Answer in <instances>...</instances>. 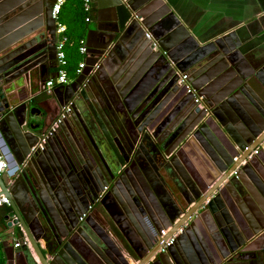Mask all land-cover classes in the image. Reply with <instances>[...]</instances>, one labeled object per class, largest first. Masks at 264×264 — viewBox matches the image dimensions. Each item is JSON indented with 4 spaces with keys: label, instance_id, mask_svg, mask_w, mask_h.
Returning <instances> with one entry per match:
<instances>
[{
    "label": "water",
    "instance_id": "95a60500",
    "mask_svg": "<svg viewBox=\"0 0 264 264\" xmlns=\"http://www.w3.org/2000/svg\"><path fill=\"white\" fill-rule=\"evenodd\" d=\"M124 1H128L131 5L130 0H115V3L111 4L112 9L118 13L120 28H124L125 25L129 28L133 25L137 26L140 38L143 39L139 49L149 56L147 63L149 65L163 63L170 52L168 51L167 55L161 51L152 52L151 47L154 46L152 44L149 48L148 44L151 43V36L158 39L155 31L158 32L161 26H165L163 24L167 25V20L157 22L149 28L143 16L135 12L136 8L131 5L128 9ZM47 2L48 0H0V134H4V129L10 134V140L15 145V151L11 149V153L20 169L26 162L25 158L30 157V160L38 163V148L42 147L46 134L47 115H35L34 110L25 103L11 105L9 93L15 91L18 85L15 82L18 79L28 78L31 69H36L39 65L40 68H44L43 64L50 61V44L56 34V25L49 10L53 4L48 6ZM121 13L126 17L120 16ZM147 33L150 38L145 36ZM231 38V36H223L209 43L208 47L211 49L217 47L209 54H185V59L181 61L187 63L185 69L180 68L179 65L172 67L168 63L166 67L160 64L161 66L156 68L158 79L154 86L156 85L158 90L161 89L159 94H163L162 90L170 92L178 90L180 94L177 97L181 95L180 104L183 108L178 116L172 117L174 114L168 105L157 118L155 130H158L159 134L167 133L162 138L164 140L168 136L166 145L155 139L154 142L145 140L146 133L141 137L143 132L140 131L137 144L140 153L135 151L132 158L141 157V153L148 150L156 171H162L164 177L158 179L152 172L149 171L150 174H147L144 170L142 178L145 175L147 180L152 179L151 187L154 189L157 186L154 192L161 196H167V188L169 190L171 188L167 184H173L176 192L185 200L186 206H190L181 220L173 226V220L169 224H164L162 220L156 223L153 215L147 214L150 208L144 201L141 203L135 199L133 203L125 196L133 217L131 219L133 226H128L126 229L131 232L133 228L136 232L130 234L131 239L126 231L124 236L133 255L130 257L123 255L113 241H105L101 236H98L97 241L82 244L71 240L55 241L57 251L51 254L49 246L45 244L47 241H42L44 248L41 246L39 239L42 233L39 231V224L35 222L37 218L35 214L27 213L29 206L27 207L25 200H22L21 193L15 194L14 185L10 184L11 170H8L6 174L0 175V196L7 198V210H10L7 218L12 219L14 223L13 226L12 223H7L6 228L16 231V236L19 235L23 240L27 239L24 241L25 244L21 245V250L26 249V246L31 248L39 264H166L163 255L176 261L179 258L183 264H227L237 260L232 259V254L247 250L245 246L254 242L252 234L258 235V231L250 235L246 233L249 229L242 220L243 217L236 213L237 209L233 211L229 195L232 190L239 192L241 185L239 175L248 177V170L257 173V166L264 175V149H259L256 155L250 156L251 151L264 138V66L259 70L250 69L248 73L238 69L232 56L237 53L236 49L241 42L234 44L230 42ZM221 42L226 43L225 47H220ZM90 54L94 55L93 52ZM99 54L103 55V53ZM211 55H216L229 64L226 70L212 79L208 78L207 74ZM89 62L85 63L87 67L74 83L64 85L66 89L72 90L74 84H81L87 74L88 78L97 79L100 66L98 65L99 67L91 72L95 66L93 65L95 59ZM88 66L92 67L87 69ZM183 72L191 73L197 82V85H194L190 80L187 81L195 94L202 97L200 102L202 108L194 103L192 94H186L184 85H177ZM156 95L155 92L152 93L151 98ZM142 100L140 99L138 103ZM18 110H21L20 116ZM220 111L224 117L220 115ZM34 120L38 123H33ZM84 125H89L85 119ZM87 131L95 133L90 127ZM93 137L97 141L96 134ZM197 145L202 151L201 149L199 151ZM246 147L248 150L244 151ZM189 148L195 149L199 159L197 163L200 164L188 160L190 162L188 167L192 172L181 160V157L186 158L185 154L189 153ZM125 153V157L130 158L131 151L126 150ZM234 158L236 161H233ZM244 160L246 161L242 164ZM24 176L27 185L35 191L37 189L35 182L30 180L25 172ZM259 177L262 178L261 174ZM138 181L142 183L143 180L138 178ZM183 190L184 193L181 192ZM136 192L138 195L139 192ZM188 196L193 198L189 199ZM35 198H37L36 193ZM141 205L145 207L147 213L142 211ZM136 207L141 215L135 211ZM220 213H227V216L221 218ZM144 217H149L151 226H146ZM18 222L22 230L17 227ZM34 222L37 224L35 227H33ZM198 223H201L211 236L218 231L222 241H200L203 250L198 249L194 252L190 248L183 247V241H177L178 246L170 245L165 252L159 251L166 240L181 226L192 228V225ZM162 230H165L164 235L161 233ZM179 244L183 246L180 247ZM3 246L8 253L6 243H3ZM205 246H208L212 256L220 254L221 260L212 259L208 252H204ZM9 251L11 253L7 256V264H12L14 248L11 247ZM63 252L66 255H63Z\"/></svg>",
    "mask_w": 264,
    "mask_h": 264
},
{
    "label": "flooded vegetation",
    "instance_id": "af4514ba",
    "mask_svg": "<svg viewBox=\"0 0 264 264\" xmlns=\"http://www.w3.org/2000/svg\"><path fill=\"white\" fill-rule=\"evenodd\" d=\"M53 2L55 0H48V6L54 4ZM52 6L49 9L50 12ZM57 40L58 37L55 34L50 44V61L48 60L43 64L45 65L44 68H40L39 65L36 69H31L28 72L29 77H33L32 74L34 73L36 81H39L38 94L51 95L50 98L42 101L48 109L44 111L43 108V113L41 111L42 104L39 105L40 100L38 101L35 96L21 102V104L29 105V108L34 110L35 115H47L46 134L42 141V147L38 148V163L30 160V157L25 158L26 162L23 168L20 169L14 162L11 153V149L15 151V145L10 140V134L5 129L4 136L0 134L3 155L7 160L8 170H11L10 184L14 185L15 194H17L16 192L21 193L22 200H25L27 207L29 206L27 213L35 214V218H37L35 222L39 224V231L42 233L39 241H47L45 244L49 246L51 251L49 253L54 254L57 251L55 241L71 240L77 244L80 242L82 244L97 241L98 236H101L105 241H113L123 255L130 257L133 252L127 244L125 245L124 241H127V239L124 233L126 231L131 239L130 234L133 231L130 232L126 227L133 226L131 221L133 217L128 200L126 201L124 198L125 196L133 203L135 199L137 202L141 201V203L144 201L150 208L148 211L151 213L143 205L140 208L142 211L148 212V215L152 214L153 216L155 214L154 201L163 211L168 223L173 220L172 226L181 220L190 206H186L185 200L176 192L172 183L167 184L171 187L170 190L167 188V196H161L157 192L153 193L151 191V189L153 191L157 190V186L154 189L151 187L150 181L152 179L150 176L151 180H147L145 175L142 178L144 170L147 171V174L152 172L158 179L164 177L162 171H156L148 150L141 153V157L132 158L135 151L140 153L137 149L140 137L138 134H140V131L143 132L141 136L143 137L146 132L142 124L136 127L134 120L131 122L128 118H125V123L117 124L114 122L113 126L109 127L110 123L102 115L97 118L94 113L91 115L87 113L91 107L90 99L93 100L94 98L95 100L99 96L102 98V94L105 92V89L95 87L97 85L94 83L95 81H92L93 78L89 77L87 81L83 80L79 85L74 84L72 90H68L64 86H54L50 90L42 88L46 78L51 73H55L57 69ZM97 67L94 66L91 72ZM189 80L190 75L187 74L186 82ZM21 82H25L24 78L18 79L15 83L19 84ZM122 84L123 82L120 85ZM120 85L116 89L112 88L114 92L109 95V98L111 101L116 98L117 104L121 106V113L131 112L133 114L136 108L132 107L140 105L138 104L140 98H131L127 94L124 95L122 89L119 88ZM177 85H180L179 82ZM90 90L92 93L89 92ZM139 90L142 91L144 88ZM52 96L54 97L53 101L51 100L53 99ZM153 100V98L147 97L141 107L145 106L146 110L153 103ZM69 102V113L57 123L62 108ZM11 105L14 104L11 103ZM18 115H21V110H18ZM119 117L122 120L123 115L120 114ZM84 119L89 125H84ZM72 122L75 124V129L70 131L68 135L65 132L67 131L66 127H69ZM33 123L38 122L34 120ZM88 127L94 129L97 141L93 137L94 134L87 131ZM155 129L151 134L146 132L145 140L154 142L155 139L166 145L168 136L164 140L162 138L167 133L159 134L158 130ZM197 147L200 151L201 148L198 145ZM126 150L131 151L130 158L125 157ZM188 151L193 155L197 154L193 148H189ZM17 157H19L18 152ZM184 157H181V160L189 164L190 162ZM257 169V173L248 170V177L239 175L241 184L239 192L232 190L229 198L233 211L237 209L236 213L243 217L242 220L249 229L246 230V233L250 235L258 231V235L252 234V239H255L254 242L245 246L246 251L232 254V259L237 260H232L233 262H227V264H264V175L259 166H257ZM24 172L30 180L35 182L37 187L35 191L27 185ZM259 174L262 178L259 177ZM138 178H142L144 182L140 183ZM136 191L139 192L138 195H136ZM181 192L184 193V190ZM35 193L37 198H35ZM141 197L143 200H141ZM150 197L153 198V201ZM188 197L189 199L193 198L192 196ZM135 211L140 214L137 207ZM9 212L7 206L0 207V229L3 232L10 231L6 228L7 223H12V226L14 224L12 219L7 218ZM219 216L225 218L227 213H220ZM144 219H147L150 223L149 217H144ZM36 223L33 224V227L37 225ZM17 224V227L22 230L20 222ZM10 234L16 236L17 232L11 230ZM173 235L172 245L178 246L177 241H183L184 246L179 244L180 247L190 248L193 252L202 249L200 241H222L218 231L213 233L212 238L201 223L192 225V228L181 226ZM205 251L212 259L221 260L220 254L215 257L212 256L208 246H205ZM42 252L45 253V251ZM62 254L66 255L64 252ZM163 258L166 264H177L178 261L179 264H183V261L179 258L177 261L167 255H163Z\"/></svg>",
    "mask_w": 264,
    "mask_h": 264
},
{
    "label": "crops",
    "instance_id": "0c3cea01",
    "mask_svg": "<svg viewBox=\"0 0 264 264\" xmlns=\"http://www.w3.org/2000/svg\"><path fill=\"white\" fill-rule=\"evenodd\" d=\"M113 2L115 3V0H94L91 2L90 21H85L86 29L84 38H82L85 40L89 53L79 60V62L84 60L87 63L90 59L89 63H91L95 59L93 65L100 66L97 79L92 81H95L97 89H105V92L102 94V98L99 96L95 100L94 98L90 99L91 107L87 113L89 115L94 113L97 118L102 115L110 123L109 127L113 126L114 122L119 124L128 118L131 122L134 120L136 127L142 124L145 128H143L144 131L149 134L156 127L157 118L168 105L174 114L172 117L178 116L183 108L180 104L181 95L179 98L177 97L180 94L178 90H174V92L162 90L163 94H159L161 89L158 90V87L154 86L158 79L156 68L160 64L166 67L168 63L172 67L179 65L180 68L185 69L187 63L181 62L185 59V54H209L217 49V47L212 49L208 47L209 43L217 38L231 36L230 42L234 44H237L238 41L241 42V45L236 49L237 53L232 56V60L243 73H248L250 69L259 70L264 66V0H130V4L136 8L135 12L143 16V20L149 28L157 22L167 20V25L163 24L165 26H161L158 32L155 31L158 39L151 36V43L148 44L149 48L153 44L152 52L161 51L165 55L168 51L170 52V55L165 57L166 60L157 65H149L147 63L149 56L144 51H140L139 44H142L143 39L140 38L137 26L133 25L129 28L125 25L124 28H120V21L117 20L118 13L111 6ZM124 3L129 9L131 5L128 4V1H124ZM120 16H124V14L121 13ZM225 44L221 42L220 47H225ZM90 52H93L94 55ZM99 53H103V55L100 56ZM208 65V78L212 79L226 70L229 64L224 59L211 55ZM92 66H88L87 69ZM55 73H51L45 81L53 78ZM33 74V77L24 78L25 82L19 83L15 91L9 93V101L14 105H20L24 99L35 96L38 101L40 100L39 105L42 104L41 111L44 113L48 108L42 101L50 98L51 95L38 94L39 81H36L35 74ZM183 74L190 75V82L197 85L191 73L183 72ZM87 75L84 81L89 79ZM69 76L72 79L71 83H74L79 75L69 74ZM122 82L123 84L120 85ZM119 85L124 95L143 99L141 103H138L140 105L132 107L136 108L133 114L131 112L121 113L122 109L117 104L116 98L112 101L109 98V95L114 92L112 88L116 89ZM143 88L144 90H139ZM89 92L92 93L91 90ZM154 92L157 94L153 98L155 101H152L153 103L145 110V106H141L144 100L151 97ZM51 98L53 101L54 97ZM87 99L89 100V98ZM120 114L123 115L122 120L119 117ZM220 115L224 117L222 111H220ZM66 129L65 132L68 134L75 129V124L72 122ZM0 152L3 155L1 142ZM188 154H185L187 160L200 165L197 163L199 160L196 158L197 154H195L196 156L191 152ZM185 164L191 171V168L188 167L189 164L187 162ZM139 176L141 175L139 174ZM151 191L155 193L152 189ZM151 199L153 201V198ZM153 207L156 214L153 218L156 223L162 220L164 224H169L163 211L154 201ZM145 224L147 227L151 226L147 219H145ZM131 231L136 232L134 229ZM10 232L11 230L3 232L0 229V264H7V256L11 253L9 250L13 247V243L20 238L19 235L13 237ZM124 242L129 246L127 241ZM3 243L8 246V253L5 252ZM41 246L45 247L42 241ZM13 256L12 264H39L32 249L28 246L23 250L21 247L14 248Z\"/></svg>",
    "mask_w": 264,
    "mask_h": 264
},
{
    "label": "built area",
    "instance_id": "2783aa9c",
    "mask_svg": "<svg viewBox=\"0 0 264 264\" xmlns=\"http://www.w3.org/2000/svg\"><path fill=\"white\" fill-rule=\"evenodd\" d=\"M67 0H55L53 6H52V10H51V16L52 19L55 21V25H56V34L58 37L57 43H56V64H57V69H56V73L55 76L53 78H50L49 80H47L44 85L42 86L43 89H52L54 86H64V85H69L72 81L71 77L69 76L68 73V61L66 58V54H65V47L66 44L68 42V37L66 35V26L64 24H62L61 22H59V16L60 13L65 5ZM82 8L84 13L86 14V18L85 21L89 22L90 21V12H91V0H82ZM145 36L147 38H150V35L147 33L145 34ZM78 53L84 57L87 56V46L85 43L84 39H80L78 41ZM85 68V62L84 60L79 62L76 69H75V76H78L80 74H82L83 69ZM186 78H187V74H182L180 75V79H179V84L180 85H184L186 88V94H192L194 97V102L200 107V102L202 97H199L195 94V91L193 90V88L186 82ZM70 111V102L64 107L62 108L61 114L59 115V118L57 120V123H59L61 121V119ZM56 123V124H57ZM259 149H264V138L261 141V143L251 151L250 156L256 155ZM248 147H246L244 149V151H247ZM249 156V157H250ZM248 157V158H249ZM247 158V159H248ZM246 159V160H247ZM244 160L242 162V164L245 163ZM233 161H236V158H234ZM8 171V167H7V160L4 158V156L1 154L0 152V175H4L6 174ZM3 205H8V200L6 197H4L3 195L0 196V206ZM162 235L165 234V230H162ZM173 238L174 235H172L170 238H168L166 240V242L164 243V245L160 248V252H165L166 249L172 245L173 243ZM24 241H27L26 238H24V240L20 237L18 240H16L13 243V247L15 249H18L21 247L22 244H25ZM1 242V240H0Z\"/></svg>",
    "mask_w": 264,
    "mask_h": 264
},
{
    "label": "trees",
    "instance_id": "16d2710c",
    "mask_svg": "<svg viewBox=\"0 0 264 264\" xmlns=\"http://www.w3.org/2000/svg\"><path fill=\"white\" fill-rule=\"evenodd\" d=\"M60 15L65 16L68 20L64 22L66 26V35L68 42L65 49L67 50L66 58L68 61V73L75 75L76 65L81 59L78 53V41L84 38L86 14L82 8V0H67Z\"/></svg>",
    "mask_w": 264,
    "mask_h": 264
},
{
    "label": "rangeland",
    "instance_id": "374dc122",
    "mask_svg": "<svg viewBox=\"0 0 264 264\" xmlns=\"http://www.w3.org/2000/svg\"><path fill=\"white\" fill-rule=\"evenodd\" d=\"M68 19L65 17V16H63V15H60L59 16V22H61L62 24H64V22H66ZM65 54H67V50L65 49ZM81 56V55H80ZM81 58H82V56H81ZM1 246V245H0Z\"/></svg>",
    "mask_w": 264,
    "mask_h": 264
},
{
    "label": "clouds",
    "instance_id": "9594fccd",
    "mask_svg": "<svg viewBox=\"0 0 264 264\" xmlns=\"http://www.w3.org/2000/svg\"><path fill=\"white\" fill-rule=\"evenodd\" d=\"M3 206H7V205H3ZM0 207H2V206H0Z\"/></svg>",
    "mask_w": 264,
    "mask_h": 264
}]
</instances>
